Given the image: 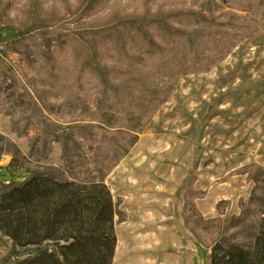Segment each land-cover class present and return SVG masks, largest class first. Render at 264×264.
Masks as SVG:
<instances>
[{"label":"rangeland","instance_id":"1","mask_svg":"<svg viewBox=\"0 0 264 264\" xmlns=\"http://www.w3.org/2000/svg\"><path fill=\"white\" fill-rule=\"evenodd\" d=\"M10 1L14 2L10 15L20 16L23 0ZM68 1L73 5L43 0L47 9L70 12L57 31L65 49L57 70L63 77L61 84L45 80L39 67L37 46L48 45L50 35L43 40L40 34L23 36L0 29V138L4 139L0 141V183H20L28 177L10 171L9 152L13 148L23 157L18 161L20 169L32 170L37 164L27 159L30 138L39 140L64 123L98 125L100 130L93 131L94 145L86 144L83 151L72 154L73 161L86 162L83 170L76 165L80 179L98 180L100 176L94 171L102 169L111 196H170L165 214H172V231L166 235V244L151 245L141 256L168 259L169 264H208L210 251L198 246L187 230L185 233L183 224L177 227L173 205L179 201L181 206L180 186L193 166V189L202 197L194 204L202 217L225 220L237 216L238 201L248 199L253 188L245 175L237 173L252 164L264 170V0H104L88 20L80 17L76 0ZM6 2L0 3L4 6ZM141 17L150 21L159 18L172 32L207 33L214 29L240 40L229 43L227 56L208 72L186 73L172 81L166 104L155 114L140 117L120 106L125 100L120 94L133 89L126 79L136 65L133 59L141 53L133 35ZM99 26L109 32V37L102 36L110 44L94 70L104 83L110 80L117 85L119 95L91 75V45L95 41L89 33ZM147 28L154 33L151 26ZM116 37L120 38L118 44ZM113 47L117 52L112 53ZM202 49L206 55L216 54L206 39ZM18 100L26 111L17 108ZM134 135L137 141L130 147ZM125 149L129 151L124 159L106 172ZM60 154L61 146L51 144L44 164L60 166ZM230 185L234 192L228 194L225 188ZM121 218L123 222L115 226L114 258L118 263L121 251L140 234L133 218L123 213ZM155 220L151 236L163 222ZM7 247L0 239V264H10Z\"/></svg>","mask_w":264,"mask_h":264},{"label":"trees","instance_id":"2","mask_svg":"<svg viewBox=\"0 0 264 264\" xmlns=\"http://www.w3.org/2000/svg\"><path fill=\"white\" fill-rule=\"evenodd\" d=\"M103 1L76 0L74 5H78L80 17L88 20L96 15ZM62 3L73 5L68 0H62ZM13 4L10 0L4 6L0 3V29L18 31L23 36L40 34L43 40L45 35H50L48 45L37 46L39 67L45 80L61 84L63 77L57 70L61 69L65 49L57 31L70 12L61 14L54 8L47 9L43 0H23L21 15L12 16ZM138 22L133 35L139 41L141 53L133 59L136 65L129 69L126 79L133 89H126L123 94L110 80L104 83L94 70V66L101 64L103 52L108 50L110 42L102 35L109 37V32L102 31L99 26L89 35L95 41L91 45V75L112 94H120L125 99L120 102L122 108L134 111L140 117L153 115L166 104L172 92V81L186 73L208 72L227 56L229 43L240 40L214 29L207 33L172 32L156 17L151 21L141 17ZM148 25L154 33H150ZM101 36V42L96 43ZM204 39L212 42L215 56L203 51ZM119 41L118 37L114 40L117 44ZM117 50L113 47L112 53ZM16 104L17 108L26 111L24 103L18 100ZM94 130H100V127L79 122L64 123L39 140L38 137L30 138L27 159L37 164L32 170L20 169L18 161L23 157L18 149L9 152L10 171L28 174L20 183H0V239L7 243L10 264H113L115 226L123 222L118 204L113 203L110 190L103 181L102 169L94 171L100 176L98 180L82 181L76 165L77 169L83 170L86 162L72 160L73 153L83 151L86 144H93ZM13 131L16 133V129ZM0 141L4 139L0 138ZM136 141L134 135L130 147ZM53 143L61 146L62 164L58 167L44 164ZM128 151L125 149L105 171L113 169ZM190 169L180 186L181 217L185 230L196 244L210 251L208 264H264V170L252 164L237 173L253 183L248 199H240L237 203V216L206 220L194 204L202 197L193 189L194 167Z\"/></svg>","mask_w":264,"mask_h":264},{"label":"crops","instance_id":"3","mask_svg":"<svg viewBox=\"0 0 264 264\" xmlns=\"http://www.w3.org/2000/svg\"><path fill=\"white\" fill-rule=\"evenodd\" d=\"M112 199L114 204H118L119 212L135 220V231L140 232L139 235L135 237L133 236L132 243L127 245L123 251H121V259L119 263L115 260L117 257L115 254L113 264H169L170 261H168V259L167 261H157L156 259L150 260L141 255L143 254L142 252L147 251L148 249L151 250V247L154 245L161 247L166 244V235L170 234L172 231V214H165V210L171 204V197L151 196L145 194H136L126 197L120 193H112ZM173 206V215L176 225L179 228L180 224H183L181 219L180 202L177 201ZM157 218L163 219V222L159 226V229L155 231L153 230L154 236H151V225L156 224L155 219ZM139 228H143V231H140ZM185 233L187 234L186 230ZM141 235L148 238V243H146V245H138L136 242V238Z\"/></svg>","mask_w":264,"mask_h":264},{"label":"bare ground","instance_id":"4","mask_svg":"<svg viewBox=\"0 0 264 264\" xmlns=\"http://www.w3.org/2000/svg\"><path fill=\"white\" fill-rule=\"evenodd\" d=\"M225 192H227L228 194H231L232 192H234L233 187L231 185L227 186L225 188ZM240 192H242V190ZM136 242L138 243V245H144V244L146 245V243H148V238H146V236L141 235L136 238ZM151 242H152V239H151Z\"/></svg>","mask_w":264,"mask_h":264}]
</instances>
